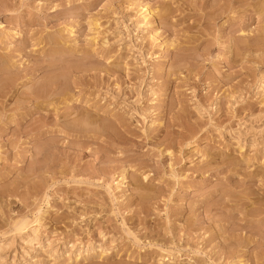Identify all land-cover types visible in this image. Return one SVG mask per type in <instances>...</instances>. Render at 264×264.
Segmentation results:
<instances>
[{
    "label": "rangeland",
    "instance_id": "obj_1",
    "mask_svg": "<svg viewBox=\"0 0 264 264\" xmlns=\"http://www.w3.org/2000/svg\"><path fill=\"white\" fill-rule=\"evenodd\" d=\"M0 264H264V0H0Z\"/></svg>",
    "mask_w": 264,
    "mask_h": 264
},
{
    "label": "bare ground",
    "instance_id": "obj_2",
    "mask_svg": "<svg viewBox=\"0 0 264 264\" xmlns=\"http://www.w3.org/2000/svg\"><path fill=\"white\" fill-rule=\"evenodd\" d=\"M121 181H124V178L121 176Z\"/></svg>",
    "mask_w": 264,
    "mask_h": 264
}]
</instances>
